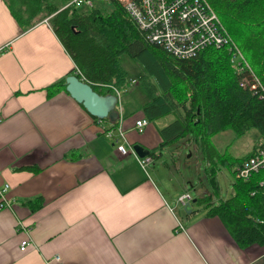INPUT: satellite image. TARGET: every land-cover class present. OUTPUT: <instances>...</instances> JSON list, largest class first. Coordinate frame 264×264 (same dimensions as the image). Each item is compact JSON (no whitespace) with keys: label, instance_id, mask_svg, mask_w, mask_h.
Here are the masks:
<instances>
[{"label":"crops","instance_id":"obj_1","mask_svg":"<svg viewBox=\"0 0 264 264\" xmlns=\"http://www.w3.org/2000/svg\"><path fill=\"white\" fill-rule=\"evenodd\" d=\"M56 14L26 29L0 0V187L9 185L8 205L0 210V264H264V245L241 247L220 217L178 202L186 191L174 190L164 173L172 160L181 173L174 148L180 140L163 146L162 129L172 116L149 121L148 99L123 103L121 91L114 125L66 89L49 96L48 87L78 75L55 30ZM125 84L127 92L128 79ZM143 118L149 124L139 133L135 122ZM119 126L127 148L158 151L145 170L135 150L136 156L121 155L106 136Z\"/></svg>","mask_w":264,"mask_h":264},{"label":"trees","instance_id":"obj_2","mask_svg":"<svg viewBox=\"0 0 264 264\" xmlns=\"http://www.w3.org/2000/svg\"><path fill=\"white\" fill-rule=\"evenodd\" d=\"M5 1L26 29L57 13L54 16L57 34L85 77L84 81L102 95L114 94L116 90L124 92L127 88V73L120 64L124 54L140 62L145 71L140 82L148 96L144 106L147 119L173 117L162 129L163 146L184 138L195 140L201 146L207 156L205 171L213 193H219L220 165L237 166L251 156L256 145L246 156L232 158L218 155L212 148L211 138L225 130L241 136L256 129L258 137L264 139V0H208L220 16L231 42L243 51L255 77L263 85L255 90L241 86L243 76L253 80L251 71L237 73L229 44L205 48L189 59L175 57L148 41L118 0L109 2L110 9L64 8L71 0H56L59 4H46L43 0ZM66 77L48 87L49 96L65 91ZM157 154V150L151 151V156ZM261 177L260 174L249 180L235 179L233 193L218 204L212 202V194L197 199L207 215L224 221L241 247L264 245ZM39 202L28 201V204L37 206Z\"/></svg>","mask_w":264,"mask_h":264},{"label":"built area","instance_id":"obj_3","mask_svg":"<svg viewBox=\"0 0 264 264\" xmlns=\"http://www.w3.org/2000/svg\"><path fill=\"white\" fill-rule=\"evenodd\" d=\"M111 2L113 0H105ZM125 8L128 15L143 31L148 41L162 46L173 56L189 59L198 55L200 51L208 47L220 48L229 46L234 67L238 74L251 71L252 81L243 76L241 86L255 90L263 86L255 77L243 51L231 42L224 24L208 0H118ZM97 0H71L67 7L92 8ZM78 76L81 71L76 67ZM119 97L121 91L116 90ZM149 121L139 119L135 122V128L139 133H144ZM118 131V133H115ZM107 137L116 142V151L121 155L130 152L135 155L133 149H128L119 138L125 139V131L119 126L105 131ZM136 156V155H135ZM139 165L145 170L153 163V156H136ZM262 175L259 180L260 187L264 190V140L258 143L255 152L247 159L241 161L235 167V179L249 180L257 175ZM9 185L0 187V210L8 205L7 193ZM191 195L186 192L179 197L178 202L187 209L192 201ZM29 245L28 239L21 242L20 249L25 251ZM59 259V258H58Z\"/></svg>","mask_w":264,"mask_h":264},{"label":"rangeland","instance_id":"obj_4","mask_svg":"<svg viewBox=\"0 0 264 264\" xmlns=\"http://www.w3.org/2000/svg\"><path fill=\"white\" fill-rule=\"evenodd\" d=\"M52 2V0H48ZM97 2L107 6L110 9L109 2L105 0H97ZM98 3V4H99ZM121 66L127 71L128 90L122 93V102L139 104L142 101L148 99L141 82L140 76L145 73L143 66L137 60L130 57L128 54H124L120 59ZM250 64V63H249ZM145 99V100H144ZM171 116H167L162 119L163 122H168ZM161 120V119H160ZM118 133V131H115ZM258 131L251 129L244 135L237 136L232 130H225L211 138V145L214 151L218 154H225L227 157H242L251 151L252 147L263 139L257 141ZM257 141V143H256ZM123 143V142H120ZM124 144V143H123ZM178 146V166H180L181 173L175 168V160L169 161L171 170H167L165 175L168 179H172V187L178 193L188 192L192 199H199L205 195H209L212 190L208 183V178L205 171V159L206 154L203 152L201 146L195 140H189L187 138L180 139V141L174 145V148ZM127 148V147H126ZM173 149V147H171ZM130 149V148H128ZM168 159V157L166 158ZM160 160V158L156 159ZM163 167L162 163H159ZM235 166H221L218 171V180L220 191L214 195L213 203L215 204L219 198H227L233 192V183L235 176L233 173ZM190 207H203L197 202H191ZM190 210V209H189ZM180 214L183 216L184 210L179 209Z\"/></svg>","mask_w":264,"mask_h":264},{"label":"water","instance_id":"obj_5","mask_svg":"<svg viewBox=\"0 0 264 264\" xmlns=\"http://www.w3.org/2000/svg\"><path fill=\"white\" fill-rule=\"evenodd\" d=\"M66 92L96 118L117 121L119 117L116 109L118 97L115 94L98 93L90 83L81 80L76 74L66 77ZM133 148L140 157L151 155L150 150L145 149L142 144H135ZM187 211L190 212V210Z\"/></svg>","mask_w":264,"mask_h":264},{"label":"bare ground","instance_id":"obj_6","mask_svg":"<svg viewBox=\"0 0 264 264\" xmlns=\"http://www.w3.org/2000/svg\"><path fill=\"white\" fill-rule=\"evenodd\" d=\"M131 19H132V18H131ZM132 21H133V19H132ZM78 77H79L81 80H83V81H84V78H83L82 76H81V77H80V76H78ZM85 82H86V81H85ZM116 96H117V95H116ZM117 97H118V96H117ZM118 119H119V118H118ZM118 119H117V120H118ZM136 130H137V129H136ZM257 147H258V144H256V147H255V149H254L253 153L255 152V150H256V148H257ZM253 153H252V154H253ZM252 154H251V155H252ZM262 190H263V189H262ZM263 192H264V190H263Z\"/></svg>","mask_w":264,"mask_h":264}]
</instances>
